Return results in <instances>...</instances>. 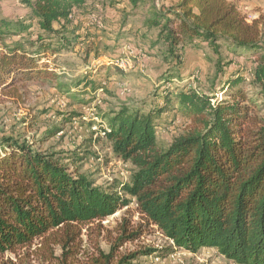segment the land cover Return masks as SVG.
I'll list each match as a JSON object with an SVG mask.
<instances>
[{
	"label": "trees",
	"instance_id": "16d2710c",
	"mask_svg": "<svg viewBox=\"0 0 264 264\" xmlns=\"http://www.w3.org/2000/svg\"><path fill=\"white\" fill-rule=\"evenodd\" d=\"M151 1L11 0L18 14L0 16L3 94L19 80L57 77L64 51L85 46L86 62L98 51L92 36L79 28L78 17L90 24V15L98 16L103 27L94 26L109 31L115 41L121 26L109 27L103 15L107 8L140 16L143 36L162 43L179 66L189 51L211 48L219 57L216 72L224 85L220 92L228 88L219 100L215 88L210 93L184 89L173 96L163 87L147 110L128 104L102 110L100 128L90 122L89 135L62 153L44 152L14 136L0 139V264L23 262L24 257L41 264H78L84 230L92 223L103 230V221L131 203L173 244L148 247L116 262V250L143 234L129 232L124 220L109 252L97 246L94 263L127 264L139 255L166 257L175 249L196 253L207 247L235 264H264V28L260 19L250 22L230 0ZM223 48L231 55H251L242 56L241 67L224 69ZM108 58L110 64L96 67L95 75L86 72L74 87H55L67 98L91 103L98 93L108 92L106 76L117 66L114 57ZM163 76L165 85L170 73ZM85 116L68 112L62 124ZM174 116L190 126L165 146L158 128ZM63 130L51 126L46 134L52 137ZM100 140L108 141L113 156L129 166V179L103 186L79 171L77 167L95 155L92 147Z\"/></svg>",
	"mask_w": 264,
	"mask_h": 264
},
{
	"label": "rangeland",
	"instance_id": "374dc122",
	"mask_svg": "<svg viewBox=\"0 0 264 264\" xmlns=\"http://www.w3.org/2000/svg\"><path fill=\"white\" fill-rule=\"evenodd\" d=\"M158 4L175 3L178 0H152ZM151 1V2H152ZM236 3L242 13L251 22L254 19H260L261 26L264 28V0H230ZM18 6L15 3L6 0L0 1V16L5 14H18ZM133 12V11H132ZM116 13V14H115ZM121 13V14H120ZM123 13V14H122ZM104 16H109V27H119L117 24H132V32L129 37L119 35L115 41H111L112 34L109 31L88 24L85 18H79V28L82 32H87L94 38L90 42L94 44L95 49L90 54L86 62V47L76 46L71 52H62L60 55L55 74L57 77L41 78L32 81L19 80L12 89L3 94L0 92V139L4 136H14L20 140H27L35 147L44 152H66L81 143L83 138L89 135L90 122L100 128V114L102 110H117L124 104L132 107H144L147 110L148 105L153 101L154 94L163 87L168 95L177 93L184 89L200 90L208 92L214 90L216 97L221 100L224 92H220L223 82L217 76V66L219 57L214 51L207 47L204 50L194 49L186 55L184 63L177 65L169 57L166 47L162 43L157 44L155 52L151 53L150 45L155 44L154 39L147 37V44L142 41V36L146 30L141 26L142 19L140 16L133 15L130 11L120 12L118 9L109 12L105 9ZM131 15V16H130ZM133 15V16H132ZM140 15V14H139ZM92 16V15H91ZM115 16V17H114ZM107 18V17H106ZM117 18V20H116ZM140 19V20H139ZM116 26V27H115ZM145 28L142 33L138 34L139 28ZM116 30H119L116 28ZM116 31L111 33H114ZM142 35V36H141ZM125 38V40H124ZM110 46L108 53H105V47ZM1 50V44H0ZM99 53V55H97ZM114 57V61L122 58L125 60L124 66H114L110 76H106L107 93L100 92L96 100L91 103H79L77 99L67 98L61 94L55 85L69 84L75 86L81 80L86 72H93L96 67L102 64H110L108 56ZM251 53L239 51L238 55H231L229 50H221L223 68H233L234 70L245 64V58ZM229 64V65H227ZM226 66V67H225ZM228 66V67H227ZM177 72L174 73V70ZM123 72L122 74L120 73ZM170 73V78L164 85L162 82ZM95 77V76H91ZM222 77V76H221ZM81 88V87H80ZM246 90L255 94L257 91L245 86ZM82 90V89H80ZM14 92V93H13ZM85 92V91H82ZM87 94H91L86 91ZM75 94V92H74ZM83 94V93H79ZM93 95V94H91ZM90 95V96H91ZM70 96V95H69ZM81 96V95H80ZM88 96V95H87ZM86 100V97H83ZM86 98V99H85ZM89 98V97H88ZM78 99H81L78 96ZM175 104L177 100L175 98ZM214 101V100H213ZM145 102V103H144ZM77 111L86 114L80 121L66 122L62 124V119L68 112ZM64 112V115L58 113ZM99 114V115H98ZM83 116V115H82ZM162 119V122L165 120ZM169 123L160 125L158 128L159 141L167 146L176 136L184 134L189 128V122L177 117H170ZM170 120V121H169ZM51 126H64V130L56 135L47 136L46 131ZM95 155H90V159L79 165L77 168L81 173L94 179L97 185L108 186L114 180L126 181L130 178V169L122 160L115 158L112 154L111 144L106 140H100L92 147ZM127 220L130 231H141L143 234L136 240L126 242L116 250V262L124 255L143 250L148 247L164 248L173 244L168 240L157 227L147 223L145 218L138 212L135 203L120 210L115 215L103 221V230L97 223H92L88 229L84 230L82 253L79 256L78 264H99L93 260L99 256L97 246L101 247L104 252H109L113 243L120 235L121 227ZM102 231V233L100 232ZM101 233V234H100ZM60 253L57 248V254ZM15 259L13 254L8 255ZM16 264H41L34 258L26 259L23 262L16 261ZM127 264H235L216 248H202L196 253L185 249H175L166 257L139 255L136 259L129 261Z\"/></svg>",
	"mask_w": 264,
	"mask_h": 264
},
{
	"label": "crops",
	"instance_id": "0c3cea01",
	"mask_svg": "<svg viewBox=\"0 0 264 264\" xmlns=\"http://www.w3.org/2000/svg\"><path fill=\"white\" fill-rule=\"evenodd\" d=\"M8 1V0H7ZM8 2H11V0L10 1H8ZM17 4V3H16ZM107 10L109 11V12H112V11H114L115 12V8H107ZM120 12H122V11H120ZM128 12V10L126 11V13ZM116 14V13H115ZM121 14V13H120ZM123 14V13H122ZM12 15V14H11ZM109 17V16H108ZM115 17V16H114ZM116 20H117V18H116ZM117 25H119V27L121 28V31H118L117 33H116V35H121V37L124 35V36H126V37H129V39H130V34H131V32H132V24L130 23V24H125L124 26H122L121 24H117ZM141 26H143V24H141ZM116 27V26H115ZM119 28V29H120ZM144 29L145 28H139L138 29V34L139 33H142L143 31H144ZM142 36V35H141ZM151 38H153V39H155L154 37H151ZM142 41H143V43L144 44H147L148 45V43H147V40H148V38L147 37H144V36H142ZM92 40H94V38H92ZM124 40H125V38H124ZM157 45H154L153 46V44H151L150 45V47H151V49L153 48H155Z\"/></svg>",
	"mask_w": 264,
	"mask_h": 264
},
{
	"label": "built area",
	"instance_id": "2783aa9c",
	"mask_svg": "<svg viewBox=\"0 0 264 264\" xmlns=\"http://www.w3.org/2000/svg\"><path fill=\"white\" fill-rule=\"evenodd\" d=\"M90 24H92V25H97L98 27H103V22H102V19L101 18H99L98 16H96V15H90ZM117 65L118 66H124L125 65V60L124 59H122V58H120V59H118L117 60Z\"/></svg>",
	"mask_w": 264,
	"mask_h": 264
}]
</instances>
